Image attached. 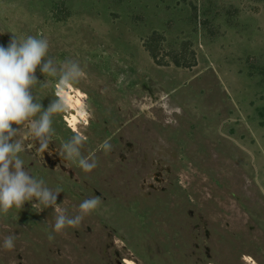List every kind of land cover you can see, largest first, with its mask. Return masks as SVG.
Returning <instances> with one entry per match:
<instances>
[{"label":"rangeland","instance_id":"obj_1","mask_svg":"<svg viewBox=\"0 0 264 264\" xmlns=\"http://www.w3.org/2000/svg\"><path fill=\"white\" fill-rule=\"evenodd\" d=\"M13 34L79 60L81 151L98 162L86 173L60 155L72 133L54 117L42 155L25 141L26 167L63 189L68 215L102 202L60 234L36 201L0 214V264H264V0H0V45ZM36 76L46 109L56 78Z\"/></svg>","mask_w":264,"mask_h":264},{"label":"clouds","instance_id":"obj_2","mask_svg":"<svg viewBox=\"0 0 264 264\" xmlns=\"http://www.w3.org/2000/svg\"><path fill=\"white\" fill-rule=\"evenodd\" d=\"M38 67L45 77L56 78L54 99L46 109L36 91L46 88L49 82L38 80ZM86 76L79 60L68 58L58 64L49 56L47 38L32 35L19 38L13 34L7 47L0 45V214L7 216L13 208L21 210L25 202L36 201L32 207L54 209L53 232L60 234L66 228H78L84 217L100 206L102 198L93 195L80 203L78 214L68 215L67 210L57 204V196L63 189L49 188L43 178L34 177L23 158L26 147L28 150L33 147L25 141L39 142L38 155L48 149L55 132L53 119L60 117L72 133L61 144L60 155L86 173L98 166L94 154L84 156L81 151L88 139L81 128L87 129L93 118L87 93L77 87ZM125 80V75L121 74L117 86ZM13 125L18 127L13 128ZM100 148L108 152L112 144L105 140ZM47 238L51 242L55 236L49 233ZM17 239L14 234L4 237L3 249L14 250ZM245 259L255 264L252 257Z\"/></svg>","mask_w":264,"mask_h":264},{"label":"bare ground","instance_id":"obj_3","mask_svg":"<svg viewBox=\"0 0 264 264\" xmlns=\"http://www.w3.org/2000/svg\"><path fill=\"white\" fill-rule=\"evenodd\" d=\"M127 264H132V263H127Z\"/></svg>","mask_w":264,"mask_h":264},{"label":"flooded vegetation","instance_id":"obj_4","mask_svg":"<svg viewBox=\"0 0 264 264\" xmlns=\"http://www.w3.org/2000/svg\"><path fill=\"white\" fill-rule=\"evenodd\" d=\"M45 157V156H44Z\"/></svg>","mask_w":264,"mask_h":264}]
</instances>
